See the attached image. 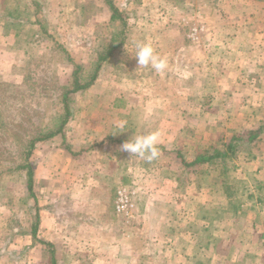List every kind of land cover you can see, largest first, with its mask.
Here are the masks:
<instances>
[{
  "label": "rangeland",
  "instance_id": "1",
  "mask_svg": "<svg viewBox=\"0 0 264 264\" xmlns=\"http://www.w3.org/2000/svg\"><path fill=\"white\" fill-rule=\"evenodd\" d=\"M111 1L118 8L123 22L111 19V10L105 0H9L8 35L0 40L2 47L3 43L19 39L15 43L17 56L11 62L0 60V216L7 213L5 208L9 205L11 221L16 223L21 220L20 225L28 227L30 231L39 204L44 207L45 203L46 207L52 208V212L54 209L63 226L59 235L53 234L56 238L52 246L59 264H136V259H139L127 253L137 245L129 238L125 242L126 254L121 257L115 255L118 247L115 235L108 249V253L109 250L113 252L111 256L93 252L91 256L93 246L90 240L85 239V234H82V239H76L67 230L70 219H81L73 213L71 194L74 198H84L85 193H70L68 190L57 194L52 189L39 192L32 176L31 196L26 189L25 172L14 168L21 160L18 143L21 144L26 138L23 136L28 133L25 126L41 123L43 127L49 128L52 126V116L62 113L58 94L71 88L75 64L81 67L79 76L82 82L88 80L96 69L95 79L87 88L96 83V89L131 92L135 105L141 101L139 103L142 105H134L127 115V137L151 132L161 119V136L164 137L167 131L171 134L174 130L176 136L172 134L170 141L175 137L176 142L178 137V142L173 146L185 150L190 156L206 155L215 150L232 151L228 157H216L191 165H187L189 161L182 160L181 155L177 156L178 150H174L177 154L171 156L166 155L160 147L162 157L150 163L124 151L126 169L134 164V167L141 165L150 168L155 166V162L167 164L165 167H172L175 174H179L181 185L186 182V177L181 175L188 169L190 173H187V180L191 179L194 187H202L200 197L206 203L205 215L209 217L217 214L215 209L218 207L227 206L225 201L232 202L236 207L244 199L251 200L245 195V181L254 185L261 182L260 174L257 177H243L239 170L243 161L239 155L251 158L253 149L243 143L250 131L264 136V65L261 64L264 63V48L261 49L263 44L261 40L258 41L264 26V0ZM215 6L221 10L210 13L209 8ZM40 26L45 31H41ZM19 31L21 34L18 36ZM138 41L151 42L161 55L167 56L168 68L165 73H156L151 67H139L135 57V44ZM56 43L63 46L70 61L55 46ZM113 44L118 46L96 68L99 56L104 55ZM199 55L200 64H197L194 61ZM24 74L28 75V86L24 84ZM40 80L45 83L43 87H39ZM84 90L86 88L69 94L71 115L61 132L55 134L63 152L66 151L63 143L68 138H76L81 125L78 122L101 119L103 115L102 109L93 111L92 106L90 109L85 106L89 103V96L82 95ZM98 104L93 107L107 105V101L101 100ZM188 105H200L208 109L205 122H201L205 128L198 124L200 127L178 133L175 127H165L177 116L180 118V109ZM156 106H166L171 110L162 113L155 109ZM188 119L192 120L191 123H199L196 115H185L184 120ZM76 123L79 126H75ZM234 135L238 138L234 147L228 150L231 144L228 141L232 139L230 142L233 143ZM49 138L43 142L52 148L54 141ZM79 138L81 136H77ZM36 144L29 157L32 172L39 163L49 167L57 164L51 155L47 157L43 154L47 150L49 152L50 147L36 149L39 145ZM96 159L84 151L80 153L79 161L85 168L93 165L108 170L107 163ZM120 185L129 193L125 212L115 209L118 189L115 193L94 191L93 194L102 201L110 199L113 202L118 214L116 218L125 225L123 229L116 228L114 233L126 231L129 234L137 222L145 191L128 177ZM262 190L256 192L257 197L264 196V188ZM195 191L193 188L189 194L193 195ZM164 210L167 211V208ZM40 247V244L36 246L38 249ZM47 249L44 245L43 254L37 252L40 257L43 255V260H35L37 256H31V252H21L12 256V259L16 264H49Z\"/></svg>",
  "mask_w": 264,
  "mask_h": 264
},
{
  "label": "crops",
  "instance_id": "2",
  "mask_svg": "<svg viewBox=\"0 0 264 264\" xmlns=\"http://www.w3.org/2000/svg\"><path fill=\"white\" fill-rule=\"evenodd\" d=\"M8 1L0 0V40L8 35L6 32L9 29L7 17L10 7ZM220 10L219 6L209 8V12L213 14ZM261 30L263 31L260 32L258 41L261 40L262 49L264 48V26ZM18 33L19 36L21 32ZM14 40L3 43V46L0 47L1 62L5 60L11 62L17 56L15 43L19 39ZM195 58L194 62L200 64V55ZM261 64L264 65L263 62ZM95 84L86 88L82 95L89 96V103L85 105L88 109L91 106L93 111L102 109L101 119L92 118L86 122H78L81 124L80 126L76 123L75 126H79V131L75 135L76 138L72 140L68 138L63 143L66 147L63 146L65 152L61 149L60 143H57L56 135L51 137V140L54 141L52 148L44 143V140L38 141L39 145L36 148L48 149L50 147L51 150L49 152L47 150L43 154L47 157L51 155L57 163L52 167L45 163H39L37 169H33V181L36 182L37 191L46 192L52 189L57 194L65 193L68 190L70 193L77 191L85 193L84 198H74L71 194L73 213L79 215L81 219H70L69 227L66 228L70 235L76 239H82V234H85V239L90 240L93 246L91 256L92 252L99 253L101 256L105 254L111 256L113 252L109 250L108 253V249L111 246L110 241L114 239L115 235L118 245L115 255L121 257L126 254L125 242L129 238V241L137 244L127 252L133 255V258L138 256L136 264H264V196L257 197L256 195V192L263 191L264 188V149L262 147L264 146V136L256 135V138L252 140L244 139L243 143L250 145L253 149L250 159L238 154L239 159L241 158L243 161L239 170L242 171L244 178L248 175L255 177L261 175L259 177L261 182L258 185L245 181V195L251 197V200L244 199L236 207L232 202L225 201L227 206L218 207L215 209L217 214L209 217L205 215L206 203L200 197L202 187L198 185L194 187L191 179L187 180V173H190L188 169H185L181 175V177H186V182L182 185L179 183V174L176 175L172 167L169 169L165 167L167 164L155 162V166L151 168L141 165L134 167V164L133 167L129 166L126 169L125 153L121 148V145L130 139L125 133L126 118L132 107L140 106L139 104L142 105V103H139L141 102L139 100L138 105H135L131 92L119 89H96ZM259 90L261 91L260 88ZM101 100L107 101V105L94 108L93 106ZM155 109L161 112L171 110L166 106H156ZM207 110L200 105L183 106V109H180L182 111L180 118L177 116V120L171 121V124L165 127L169 129L175 127L178 133H184L186 130L196 128L199 126L198 124L204 123ZM186 112L189 114H184ZM162 115L164 116V114ZM185 115L187 117L196 115L199 123H191V119L184 120ZM120 124H123L122 129L118 128ZM161 125L163 124L160 119L151 131H160ZM202 125L205 128V124ZM173 131L171 134L170 131H167L164 137L161 136L158 147L164 149L166 155L171 154V156L178 150L177 156L181 155L182 160H187L188 163L192 162L197 155L190 156L185 150L174 147V143L178 142V137L176 142L175 137L170 141L172 134L176 136ZM77 136H81V138L77 139ZM237 138L238 136L234 135L233 143L230 142L232 139H229L228 142L234 145ZM43 143L45 145H42ZM114 147L115 149H113ZM84 151L95 156L97 161L103 160L104 163H107L108 170L93 165V167H82L79 158L80 153ZM161 157L162 154L157 159ZM127 177L132 182H137L139 188L145 191V195L143 201L140 202L139 216L134 228L131 229L132 231L130 230L131 234L126 231H117L115 234L116 228L123 229L125 225L119 218H116L117 213L114 210L113 202L110 199L102 201L93 192L115 193V190L126 181ZM149 177L151 178L148 179ZM154 177L156 178L154 179ZM193 188L196 191L191 195L189 193ZM38 206L35 231L38 241L33 239L28 227L23 228V225H20L21 220L16 223L11 221V210L9 205L6 206L7 213L0 216V264H16L12 256L21 252L24 254L31 252V256L36 254L35 260L44 259L43 255L40 257L37 253L43 254L44 250V245L39 243V240L53 245V239L56 238L53 234L59 235L63 226L54 209L52 212V208L46 207L45 203L44 207L42 204ZM164 208H167V211ZM8 234L11 236L7 237ZM39 244L41 245L40 249L36 248ZM55 260L56 264H59L56 258Z\"/></svg>",
  "mask_w": 264,
  "mask_h": 264
},
{
  "label": "trees",
  "instance_id": "3",
  "mask_svg": "<svg viewBox=\"0 0 264 264\" xmlns=\"http://www.w3.org/2000/svg\"><path fill=\"white\" fill-rule=\"evenodd\" d=\"M105 1L107 2L108 6H109V8L111 10V19H119V20H121V22H123L122 21V16H121L118 8L113 4V2L111 0H105ZM122 25H123V23H122ZM40 29H41V31H45L42 26H40ZM55 46L57 48L61 49L62 52H64V54L66 55V57H67V59L69 61L71 60L70 57L67 55V53H66V51H65V49L63 48L62 45L56 43ZM117 46H118V44H113L108 49V51L105 52L104 55L99 56L98 63L96 64V68H98L99 62L104 60V59H106V57L109 55L111 50L115 49ZM80 68L81 67L79 65H76V64L74 65V67L72 69V74H71L72 75L71 88L64 89V90H62L61 94H58L59 102L62 105V113L58 114L57 116H56V114H54L52 116V119H53L52 126L49 127V128H45V127H43V125H41V123H39V124H37L35 126H33V125L25 126V128L28 130V133H24L23 136L24 137L26 136V138L23 139L21 144L18 143V145L20 146L19 147V154H20L21 160H20V162L18 164H16L14 166V168L16 170H19V171L22 170V171L25 172V176H26L25 185H26L27 191L29 192V194L31 196H32V176H33V172H32V165L29 162V157H30V155L32 153V150H33L35 144L38 141L47 139V138L52 137L55 134L61 132V130L63 129V126L68 121V119H69V117L71 115V110H70V108L68 106V100H69L68 96H69V94H71L72 92H75L77 90H81V89L87 88L88 86H90L92 84V82L95 79V71H96V69H95L94 73L90 76V78L88 80L82 82L81 79H80V76H79ZM46 74L49 75V77H50V74L48 72ZM27 79H28V75L24 74L23 75V81H24V84L28 86ZM54 83H55V81H54ZM44 85H45L44 81L40 80L39 87H43ZM56 85L57 84L55 83L54 86L56 87ZM50 92H52V91L50 90ZM53 92H55V90ZM21 123H22V121H21ZM254 138H256V131H250V133L248 135V140H252ZM14 146L16 148L15 144H13V147ZM232 147H234V145L230 144L228 146V150H231ZM5 149H9V147L8 148L6 147ZM5 149H3L4 152H6ZM231 154H232V151L228 153L227 151L219 152L217 150L212 151V153H210V154L206 153V155L203 153V154L197 155V157L192 162L188 163V165L194 164V163L208 161V160L214 159L216 157H221V158H224L226 156L228 157ZM36 225H37V215H36V218H35V223H33L32 227H31V235L33 236L34 240H37L36 237H35V231H36V227H37ZM39 243H41L43 245H46L48 247V249L46 251L49 254L48 255L49 256V264H56V260H55L52 244L49 243V242L41 241V240H39Z\"/></svg>",
  "mask_w": 264,
  "mask_h": 264
},
{
  "label": "clouds",
  "instance_id": "4",
  "mask_svg": "<svg viewBox=\"0 0 264 264\" xmlns=\"http://www.w3.org/2000/svg\"><path fill=\"white\" fill-rule=\"evenodd\" d=\"M137 63L139 67H151L156 73L163 74L168 68L167 56L161 55L155 46L148 41H138L135 44ZM123 128V124L118 125ZM161 132L151 131L146 134H134L128 141L121 145L123 151L135 154L146 162H152L160 155L159 143Z\"/></svg>",
  "mask_w": 264,
  "mask_h": 264
},
{
  "label": "built area",
  "instance_id": "5",
  "mask_svg": "<svg viewBox=\"0 0 264 264\" xmlns=\"http://www.w3.org/2000/svg\"><path fill=\"white\" fill-rule=\"evenodd\" d=\"M115 209L117 212H125L128 206L129 193L124 187L118 188L116 192Z\"/></svg>",
  "mask_w": 264,
  "mask_h": 264
}]
</instances>
